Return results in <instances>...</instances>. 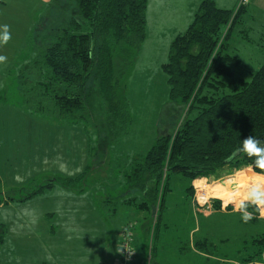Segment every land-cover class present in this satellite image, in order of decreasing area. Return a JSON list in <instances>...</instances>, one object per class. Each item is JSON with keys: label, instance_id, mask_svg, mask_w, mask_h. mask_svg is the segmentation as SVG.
I'll use <instances>...</instances> for the list:
<instances>
[{"label": "rangeland", "instance_id": "374dc122", "mask_svg": "<svg viewBox=\"0 0 264 264\" xmlns=\"http://www.w3.org/2000/svg\"><path fill=\"white\" fill-rule=\"evenodd\" d=\"M47 1L10 2L18 15L15 48L19 50L0 46V55L7 57V63L0 64V223L8 229L0 264H120L123 235L135 240L138 255L133 264H264L260 240L264 218L258 213L244 223L231 205L221 211L219 200L198 203L194 179L182 174L163 177L153 198L156 184L150 182L153 189L147 191L144 209L146 200L132 193L133 181L125 175L135 155L146 154L161 132L171 130L178 114L184 116L188 110L186 106L174 112L164 64L173 41L187 30L203 0H148L146 37L140 49L128 54L120 45L114 57L116 90L127 99L131 124L100 154L98 135L91 127L28 114L23 105L20 69L28 55L33 18L38 20ZM213 1L219 8L234 10L217 49L234 24L232 43L239 28L248 29L252 40L262 37L264 0H248L242 6L240 0ZM238 49L246 62L254 56L247 47ZM182 121L181 117L176 128ZM58 158L69 168L82 166L83 171L66 175L59 170ZM233 172L225 169L206 177L214 187L232 178ZM17 174L24 177L23 183L14 179ZM222 191L209 187L204 196ZM31 209L40 218L30 227L23 213Z\"/></svg>", "mask_w": 264, "mask_h": 264}, {"label": "trees", "instance_id": "16d2710c", "mask_svg": "<svg viewBox=\"0 0 264 264\" xmlns=\"http://www.w3.org/2000/svg\"><path fill=\"white\" fill-rule=\"evenodd\" d=\"M147 8L148 0H48L33 23L19 74L29 113L91 127L98 135V154L123 137L131 119L126 97L121 99L116 90L114 57L120 45L128 54L140 49ZM233 11L203 0L171 45L164 64L169 100L174 112L188 110L178 114L171 130L161 132L146 154L134 157L125 174L133 181L132 193L146 200L144 209L150 182L156 184L153 198L163 177L172 174L195 179L247 167L251 161L236 152L241 141L249 135L264 140V32L256 41L248 29L239 28L232 43L236 20L217 49ZM238 47L254 56L244 61ZM7 230L0 223V248ZM134 242L128 264L138 255ZM120 244L119 261L123 239Z\"/></svg>", "mask_w": 264, "mask_h": 264}, {"label": "clouds", "instance_id": "9594fccd", "mask_svg": "<svg viewBox=\"0 0 264 264\" xmlns=\"http://www.w3.org/2000/svg\"><path fill=\"white\" fill-rule=\"evenodd\" d=\"M12 39L11 26L9 24H0V46L7 45ZM7 57L0 55V64H6ZM236 152L247 157L251 163L246 169L234 170L232 178L215 183L213 187L210 184V178L199 176L192 181V186L197 190V202L204 204L209 200H219L220 210L226 211L231 205L232 211L239 213L244 223H248L256 218V213L260 218H264V140L253 135L245 137L236 149ZM47 162V161H46ZM59 170L66 175L74 176L83 171V167L69 168L62 158H58ZM250 173L251 175H248ZM239 178V179H237ZM14 179L18 183H23L24 177L17 174ZM229 185L224 188V185ZM212 187L213 192L223 189L219 195H208L205 200H200V195L206 193V189ZM25 223L28 226H35L39 223V213L35 209L25 210L23 213ZM18 227H24L19 225ZM71 238V237H69ZM51 259V257H47ZM235 264V262H231Z\"/></svg>", "mask_w": 264, "mask_h": 264}, {"label": "crops", "instance_id": "0c3cea01", "mask_svg": "<svg viewBox=\"0 0 264 264\" xmlns=\"http://www.w3.org/2000/svg\"><path fill=\"white\" fill-rule=\"evenodd\" d=\"M10 2L11 3H15V2L21 3L23 2V0H0V15H1L0 24L6 23L11 26L12 39L9 41L10 43H8V45L12 48V50L16 51V50H19V48H15V45H16L15 43V39H16L15 23H16V18H18V15L16 14V12L13 11L15 10L14 7L9 5ZM12 7H13V10H12ZM40 7L41 5H37L36 8L38 9ZM33 22H34V18H33ZM32 26H33V23H32ZM28 114H31V113L28 112ZM137 155H140V154H137ZM67 194L69 195L70 193L68 192ZM128 204H132V203H128Z\"/></svg>", "mask_w": 264, "mask_h": 264}, {"label": "built area", "instance_id": "2783aa9c", "mask_svg": "<svg viewBox=\"0 0 264 264\" xmlns=\"http://www.w3.org/2000/svg\"><path fill=\"white\" fill-rule=\"evenodd\" d=\"M248 0H240L239 6L245 4ZM202 195H205L204 193H202ZM197 197V196H196ZM129 235H123V245L121 248V252L123 253V260L120 261V264H128V261L130 260V255L133 254L132 253V249L130 246L131 243V238L128 237ZM248 264H260L257 262H249Z\"/></svg>", "mask_w": 264, "mask_h": 264}, {"label": "bare ground", "instance_id": "6f19581e", "mask_svg": "<svg viewBox=\"0 0 264 264\" xmlns=\"http://www.w3.org/2000/svg\"><path fill=\"white\" fill-rule=\"evenodd\" d=\"M206 199V196H202V195H200V200H205Z\"/></svg>", "mask_w": 264, "mask_h": 264}]
</instances>
